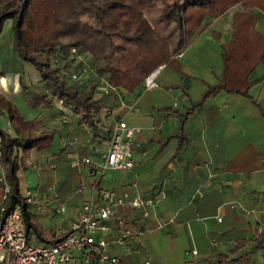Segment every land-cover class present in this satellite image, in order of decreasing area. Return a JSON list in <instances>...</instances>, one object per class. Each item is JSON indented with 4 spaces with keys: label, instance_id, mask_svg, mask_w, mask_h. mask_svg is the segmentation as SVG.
I'll use <instances>...</instances> for the list:
<instances>
[{
    "label": "crops",
    "instance_id": "crops-1",
    "mask_svg": "<svg viewBox=\"0 0 264 264\" xmlns=\"http://www.w3.org/2000/svg\"><path fill=\"white\" fill-rule=\"evenodd\" d=\"M240 10L235 5L221 17L205 18L188 47L175 56L180 72L160 65L163 69L154 90L144 91L140 86L131 93L122 88L104 93L106 81L98 72L100 65L90 62L84 53V61L91 67L79 81L69 84L97 102L100 109L95 120L104 134L101 137L93 127L77 125L71 109L44 88L34 67L30 71L33 82L27 87L20 74L9 80L0 75V93L15 105L17 98L23 100L22 117L36 118L44 129L55 132L52 146L33 150L26 166L35 157L43 168L46 160L55 166L50 169L47 165L49 170L58 168L56 191L46 189L42 169L33 168L39 173L35 193L49 202L39 215L46 228L68 229L86 196H75L73 191L81 184L89 192L92 166L72 169L71 158L80 155L99 161L114 122L121 120L139 129L131 142L134 166L129 171L106 172L99 187L117 195L124 190L130 197L138 192L159 198L154 210L157 220L145 222L148 229L129 241L132 253L124 254L117 246L112 249L122 256L123 264H222L226 256V263L233 259L232 264H264V246L253 239L264 234V60L249 76L253 84L250 99L218 91L184 120L174 114H185L208 86L217 84L222 46L230 41L233 17ZM255 14V29L264 35V13L257 10ZM156 16L153 11L146 14L149 20ZM95 32L97 39L90 40L102 39L97 29ZM70 67L73 72L79 70L77 65ZM9 124L7 132L13 135ZM74 139L75 145H69ZM17 175L23 194L24 168ZM72 184L76 186L70 190ZM1 194L0 188V201ZM69 194L74 199H67ZM56 202L66 203L64 214L55 212ZM131 213L130 209L122 212L126 218ZM217 217L222 219L220 223Z\"/></svg>",
    "mask_w": 264,
    "mask_h": 264
},
{
    "label": "trees",
    "instance_id": "trees-1",
    "mask_svg": "<svg viewBox=\"0 0 264 264\" xmlns=\"http://www.w3.org/2000/svg\"><path fill=\"white\" fill-rule=\"evenodd\" d=\"M76 1L92 6L93 23L102 39L90 40L82 32ZM235 5L241 10L233 17L230 41L222 46L221 76L185 114L174 113L184 120L218 91L250 99L253 84L249 76L264 60V35L255 29V12L264 13V0H0V34L10 21L13 47L20 59L34 67L52 97L71 109L77 125L91 126L97 132V102L70 85L59 69L52 68V53L62 58L65 70L70 68L66 58L74 48L86 53L90 62L100 65L98 72L109 88L131 93L160 65L180 72L175 56L188 47L204 19L221 17ZM150 11L157 19L146 18ZM19 110L0 93V116L7 118L13 131L9 135L0 130V165L10 194L6 206L21 208L27 234L35 235L38 242L54 243L61 236L54 228H45L33 207L22 200L17 173L26 169L33 150L45 151L52 146L55 132L44 129L36 118L25 120ZM253 239L264 246L263 233ZM233 262L227 260L226 264Z\"/></svg>",
    "mask_w": 264,
    "mask_h": 264
},
{
    "label": "built area",
    "instance_id": "built-area-1",
    "mask_svg": "<svg viewBox=\"0 0 264 264\" xmlns=\"http://www.w3.org/2000/svg\"><path fill=\"white\" fill-rule=\"evenodd\" d=\"M66 59L69 64L79 68L78 72L61 68L60 73L70 83L79 81L91 67V63L84 61L83 53L75 48ZM162 69L163 66H160L150 76H146L141 84L144 91L158 87L157 78ZM109 90L111 88L105 83L102 91L107 94ZM138 131V128L131 127L124 121H116L108 136L107 149L101 153L99 161L80 155L71 158L69 165L72 169L91 165L90 175L93 180L88 186L89 192L81 184L73 191L75 196H86L77 208L70 227L59 231L61 238L54 243L38 242L35 235L27 234L21 208L6 206L10 195L9 186L4 176H0V264H123L122 256L114 254L112 249L117 246L124 254L132 253L129 241L148 229L145 222L157 220L154 210L159 198L144 197L138 192L130 197L124 190L121 195H117L114 190L101 189L99 182L108 171L122 172L133 168L131 142ZM102 133L99 130L97 134L101 137L104 135ZM75 142L74 139L69 145H75ZM54 167L49 165L50 169ZM20 195L38 215L48 208L49 202L30 190ZM126 209L132 212L130 218L122 214ZM55 212L64 214L65 204L56 202ZM221 221L217 217V222ZM196 253L197 250L194 251ZM150 263L151 261H146V264Z\"/></svg>",
    "mask_w": 264,
    "mask_h": 264
},
{
    "label": "rangeland",
    "instance_id": "rangeland-1",
    "mask_svg": "<svg viewBox=\"0 0 264 264\" xmlns=\"http://www.w3.org/2000/svg\"><path fill=\"white\" fill-rule=\"evenodd\" d=\"M172 1V0H171ZM75 6L77 7V12L80 18V23H81V29L82 32L89 36L90 39H97L96 35V27L93 23V13H92V6L87 4H84L82 2L76 1L75 2ZM11 22L7 21L4 25H3V29L2 32L0 34V75H3L4 77L6 76V78L9 79H13L15 77V75H21L23 82L25 81V85L26 87L29 86L31 84V81L33 82V78L31 77V68H33V66L24 61L21 60L19 55L17 54V52L15 51L14 47H13V35H12V30H11ZM51 58H52V62H51V66L52 68L55 69H59L61 70V67L63 65L62 62V58H60L58 56L57 53H52L51 54ZM72 67H70L69 69H71ZM70 71H73L72 69ZM22 82V83H23ZM68 83H70V81H67ZM24 84V83H23ZM36 89V87L34 88ZM37 90V89H36ZM16 102V107H18V109L21 107L22 110H24V104L22 103L23 100L20 98H17L15 100ZM0 130L7 133V130H9L8 128V122L6 119H4L3 117L0 116ZM31 166H29L27 169H24L25 171V177H26V181H23V184H21V188L26 191L27 189L30 190L32 193L36 192V189L38 188L39 184H38V180H39V173L38 171L42 169L41 174L44 177V184L46 189L48 187H53V190L56 191L57 187L59 185V182L57 183V179L54 174L56 175L57 170L52 171L49 170L47 168V165H49L48 161L46 160L45 164L46 167H42L43 164H41L35 157L33 159V161L31 162ZM45 166V165H44ZM3 166L0 165V169ZM32 168V169H31ZM36 169V170H33ZM48 169V170H47ZM3 175V174H2ZM0 175V176H2ZM73 186L69 187L70 190L73 188L75 189L76 184H72ZM0 188H1V193H2V187L0 184ZM41 189H44V185L40 186ZM42 194L47 195V191L44 190H40ZM37 194V193H36ZM69 198H73L71 197L70 194L67 195V199ZM66 204V203H65ZM67 206V205H66ZM68 207V206H67ZM66 207V208H67ZM43 226H47L46 221L42 222ZM46 228V227H45ZM52 229V227H49ZM54 228V227H53ZM63 229H65L63 227ZM54 230L57 231L56 227L54 228Z\"/></svg>",
    "mask_w": 264,
    "mask_h": 264
}]
</instances>
